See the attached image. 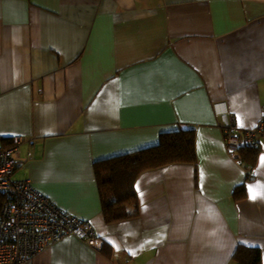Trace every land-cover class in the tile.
I'll list each match as a JSON object with an SVG mask.
<instances>
[{
  "label": "crops",
  "instance_id": "0c3cea01",
  "mask_svg": "<svg viewBox=\"0 0 264 264\" xmlns=\"http://www.w3.org/2000/svg\"><path fill=\"white\" fill-rule=\"evenodd\" d=\"M263 113L264 0H0V148L19 138L13 178L102 240L24 264H264V139L248 166L223 137ZM182 129L195 162L137 176L136 217L106 224L94 163Z\"/></svg>",
  "mask_w": 264,
  "mask_h": 264
},
{
  "label": "built area",
  "instance_id": "2783aa9c",
  "mask_svg": "<svg viewBox=\"0 0 264 264\" xmlns=\"http://www.w3.org/2000/svg\"><path fill=\"white\" fill-rule=\"evenodd\" d=\"M223 130L226 150L233 154L241 146L256 148L264 139V113L257 125L237 135L234 119L228 114ZM20 139L0 148V192L5 196L0 211V264H24L53 244L74 237L94 249L102 240L89 222L68 215L42 195L30 180L14 179Z\"/></svg>",
  "mask_w": 264,
  "mask_h": 264
},
{
  "label": "trees",
  "instance_id": "16d2710c",
  "mask_svg": "<svg viewBox=\"0 0 264 264\" xmlns=\"http://www.w3.org/2000/svg\"><path fill=\"white\" fill-rule=\"evenodd\" d=\"M241 134L237 132L240 138ZM6 141L2 148L12 146V140ZM256 150L257 148L242 145L235 153V159L253 166ZM195 160L194 130L182 129L161 135L155 146L94 163V175L105 223L136 217L138 205L134 182L137 176L170 165L193 164ZM244 193L245 189L242 185L239 186L234 192L235 199L243 198ZM4 199L5 196L0 192V211ZM233 261L236 264H262L258 249L241 246L235 251Z\"/></svg>",
  "mask_w": 264,
  "mask_h": 264
},
{
  "label": "snow or ice",
  "instance_id": "6c2138e0",
  "mask_svg": "<svg viewBox=\"0 0 264 264\" xmlns=\"http://www.w3.org/2000/svg\"><path fill=\"white\" fill-rule=\"evenodd\" d=\"M261 163L264 164V157H261ZM250 198H253V199L256 198L255 195L251 194V190H250Z\"/></svg>",
  "mask_w": 264,
  "mask_h": 264
}]
</instances>
